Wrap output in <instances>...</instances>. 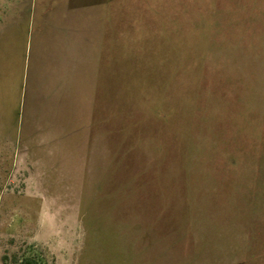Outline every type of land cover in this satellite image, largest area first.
<instances>
[{
  "label": "rangeland",
  "instance_id": "rangeland-1",
  "mask_svg": "<svg viewBox=\"0 0 264 264\" xmlns=\"http://www.w3.org/2000/svg\"><path fill=\"white\" fill-rule=\"evenodd\" d=\"M97 4L94 137L36 168L17 153L26 44L34 61L44 27L82 17L0 0V264H264V0Z\"/></svg>",
  "mask_w": 264,
  "mask_h": 264
},
{
  "label": "crops",
  "instance_id": "crops-1",
  "mask_svg": "<svg viewBox=\"0 0 264 264\" xmlns=\"http://www.w3.org/2000/svg\"><path fill=\"white\" fill-rule=\"evenodd\" d=\"M94 1L98 3L100 13L106 15L116 0ZM59 3L62 5L61 15L82 17L81 23L63 24L58 20L52 41L47 40L45 35L42 41L43 32L49 26L47 29L44 27L38 35V56L31 60L32 45L27 46V42L25 54L28 59L26 56L22 65L18 111L21 146L17 153H26L27 160L32 161V166L36 168H44L43 159L61 154L71 141L84 153L85 144L91 141L94 128H97L95 100L93 97L89 100L84 89L90 82L93 86L96 84L93 65L98 60L97 50L106 44L104 40V45H98L101 40L98 28L88 24V18H84L89 15L85 13L87 9L96 4L83 0H59ZM43 7L44 17L53 13L47 12L50 2Z\"/></svg>",
  "mask_w": 264,
  "mask_h": 264
},
{
  "label": "trees",
  "instance_id": "trees-1",
  "mask_svg": "<svg viewBox=\"0 0 264 264\" xmlns=\"http://www.w3.org/2000/svg\"><path fill=\"white\" fill-rule=\"evenodd\" d=\"M13 264H46L40 258L23 257L19 261L14 260Z\"/></svg>",
  "mask_w": 264,
  "mask_h": 264
}]
</instances>
